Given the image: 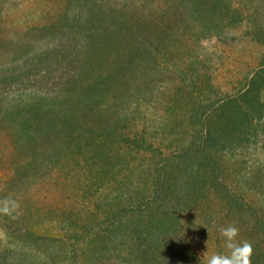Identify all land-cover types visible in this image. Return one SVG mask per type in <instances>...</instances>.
Masks as SVG:
<instances>
[{
    "label": "rangeland",
    "instance_id": "obj_1",
    "mask_svg": "<svg viewBox=\"0 0 264 264\" xmlns=\"http://www.w3.org/2000/svg\"><path fill=\"white\" fill-rule=\"evenodd\" d=\"M259 97L264 0H0V264H264Z\"/></svg>",
    "mask_w": 264,
    "mask_h": 264
},
{
    "label": "clouds",
    "instance_id": "obj_2",
    "mask_svg": "<svg viewBox=\"0 0 264 264\" xmlns=\"http://www.w3.org/2000/svg\"><path fill=\"white\" fill-rule=\"evenodd\" d=\"M4 203L5 206L0 208V211L7 213L10 211L7 206L8 201ZM218 231L225 238L230 254L217 253L209 257L206 251L199 257V264H251L252 245L248 241H237L239 229L234 225H229L228 227L221 226Z\"/></svg>",
    "mask_w": 264,
    "mask_h": 264
},
{
    "label": "trees",
    "instance_id": "obj_3",
    "mask_svg": "<svg viewBox=\"0 0 264 264\" xmlns=\"http://www.w3.org/2000/svg\"><path fill=\"white\" fill-rule=\"evenodd\" d=\"M256 76L259 77V73L256 74ZM257 77V78H258ZM261 77V74H260ZM255 83V82H254ZM260 99L256 101L257 105L260 104L264 108V101L262 100V97H259ZM255 107V105H253ZM264 111V110H263ZM262 124L264 125V121H262ZM240 138V135H238ZM224 185V184H223ZM232 197V195H230Z\"/></svg>",
    "mask_w": 264,
    "mask_h": 264
}]
</instances>
